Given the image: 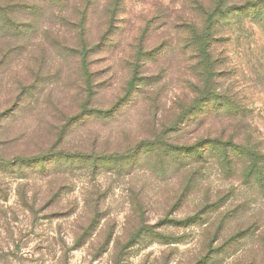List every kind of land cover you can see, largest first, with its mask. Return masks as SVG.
<instances>
[{
  "label": "rangeland",
  "instance_id": "obj_1",
  "mask_svg": "<svg viewBox=\"0 0 264 264\" xmlns=\"http://www.w3.org/2000/svg\"><path fill=\"white\" fill-rule=\"evenodd\" d=\"M0 264H264V0H0Z\"/></svg>",
  "mask_w": 264,
  "mask_h": 264
},
{
  "label": "trees",
  "instance_id": "obj_2",
  "mask_svg": "<svg viewBox=\"0 0 264 264\" xmlns=\"http://www.w3.org/2000/svg\"><path fill=\"white\" fill-rule=\"evenodd\" d=\"M86 66H87V63H86Z\"/></svg>",
  "mask_w": 264,
  "mask_h": 264
}]
</instances>
